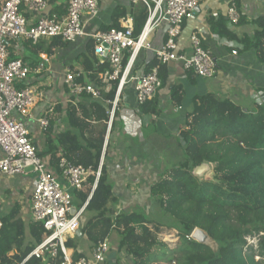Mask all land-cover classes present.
<instances>
[{
	"label": "trees",
	"instance_id": "trees-1",
	"mask_svg": "<svg viewBox=\"0 0 264 264\" xmlns=\"http://www.w3.org/2000/svg\"><path fill=\"white\" fill-rule=\"evenodd\" d=\"M128 17H133L135 36H138L147 19L146 8L140 3L137 6L132 3L129 9L117 7L112 14L113 24L102 29H121L120 20ZM209 24L214 34L239 43L238 51H254L259 63L264 65V16L250 21L242 14L240 26H255L252 36H237L231 32L226 15L210 18ZM68 45L53 39L36 46L27 42L26 48L36 57L41 54L53 57ZM94 49V41H88L86 52L78 55L76 61L87 74L88 82L101 87V99L83 97L78 102H69L66 107L55 104L49 114L51 129L43 134L42 149L38 139L35 144L38 155L55 174H61L62 159L73 166L98 170L107 132L110 109L107 103L114 99L117 83L106 84L100 78V74L110 69V64L108 60L101 64ZM157 64L155 58L147 65V72ZM169 73V66L161 67L162 88L167 86ZM170 92L172 104L182 107L184 87L172 85ZM158 95L139 106V112L159 116L162 110ZM60 120L66 123V129L56 133L53 128ZM115 128L116 125L111 139ZM178 139L183 144L185 162L167 170L150 188L151 197L174 219L168 229L177 233L176 247L172 249L170 243L159 237L164 226L145 213L113 210L121 204L109 180L106 164L111 142L96 187L93 188L96 176H91L82 190L73 193L75 207L89 200L86 214L91 216L81 229V236L96 246L109 240L116 231L118 250L130 256L133 264H264V107L257 103L252 108L243 107L230 98L213 94L196 97L193 109L180 127ZM204 163L214 166L211 180L194 174ZM2 220L0 264H14L42 241L45 231L41 224L26 223L18 205ZM197 228L217 242V251L191 239ZM77 238L67 243L74 249L75 260L83 256L75 247ZM248 239L257 240V248Z\"/></svg>",
	"mask_w": 264,
	"mask_h": 264
},
{
	"label": "built area",
	"instance_id": "built-area-1",
	"mask_svg": "<svg viewBox=\"0 0 264 264\" xmlns=\"http://www.w3.org/2000/svg\"><path fill=\"white\" fill-rule=\"evenodd\" d=\"M102 0H70L64 15L46 14V0H2L0 8V174L8 177L32 175V198L30 205L31 221L41 224L45 234L42 241L21 260L14 264H107L113 257L116 264H133L132 258L112 246L108 240L93 249L91 257L74 258L73 249L67 242L76 237L85 223L89 200L81 207L73 205V193L82 190L91 176H96L93 188L101 176L113 128L117 122L124 91L133 86L138 106L153 100L162 88L160 70L162 66L179 63L186 72L195 73L198 78L213 79L218 73V61L203 47L202 39L193 34L190 56L182 54L179 39L184 24L194 16V11L203 0H132L142 4L147 11V19L138 36L132 20L126 21L121 29L104 30L101 26ZM229 5L227 22L230 27L240 26L242 13L237 3ZM256 1V0H254ZM26 12L39 16L30 24ZM217 16V14H215ZM91 26L90 31L86 28ZM167 27L164 43L155 47L149 42L159 29ZM59 39L73 44L79 39L93 40L94 54L103 64L109 61L110 69L100 74L104 83H117L115 97L108 101L107 132L97 172L84 166H73L66 159L59 164L61 174L48 169L38 155L34 131L44 134L51 129L49 114L56 104L58 92H63L67 102H78L83 97L101 99L102 89L88 82L87 74L68 63L57 78V84L45 85V66L49 58L41 55L35 76L31 67L21 57L12 59L10 49L20 42H31L36 46L42 41ZM107 46V47H106ZM143 50H152L158 64L147 72L146 66L137 70V60ZM234 49L232 56H237ZM31 65V64H30ZM55 98L41 112H36L43 98ZM255 103L264 107V92L257 93ZM51 109V110H50ZM66 123L57 122L56 133L65 131ZM76 209L75 215L72 210ZM85 219V220H84ZM4 227L0 219V236ZM164 240V239H162ZM249 240V239H248ZM250 242V241H249Z\"/></svg>",
	"mask_w": 264,
	"mask_h": 264
},
{
	"label": "crops",
	"instance_id": "crops-1",
	"mask_svg": "<svg viewBox=\"0 0 264 264\" xmlns=\"http://www.w3.org/2000/svg\"><path fill=\"white\" fill-rule=\"evenodd\" d=\"M46 1L48 7L45 13L60 15L66 14L70 2V0ZM234 1L237 3L238 10L250 21L264 16V0ZM232 2V0H203L199 11L192 19L185 22L183 33L179 39L180 52L190 56L193 52L191 37L193 34L200 36L203 47L210 51L218 61V73L215 78L209 80L198 78L195 73L186 72L181 64H171L167 86L163 87L158 95L162 110L159 116L140 113L135 89L133 86L125 89L106 161L109 180L114 186V193L120 201L122 210L130 212L141 210L140 201L142 198H146L149 205L154 199L150 194L151 186L159 181L167 170L185 162L183 144L178 139L179 130L185 122L187 113L193 109L194 98L213 94L222 98H230L243 107L252 108L257 93L264 92V65L259 63L254 51L243 53L239 50L237 56H232L233 50H238L239 43L221 38L211 30L209 19L217 18L219 15L227 16L229 5ZM132 3V0H102L100 6L102 28L113 24L112 14L117 7L129 9ZM1 5L2 0H0V8ZM22 9L29 23H35L39 16L26 12V7ZM128 20H132L135 27L133 17L121 19V27ZM227 26L237 36L243 34L252 36L255 31L253 24L232 28L227 22ZM91 28L88 26L86 31H90ZM166 33L167 27L157 30L149 42L155 47L161 46L166 38ZM84 43L86 41L79 39L78 42L68 45L71 46V49L68 52L64 49L66 53L63 56L59 53L60 50L53 57L41 54L50 60L45 66V85L50 83H53V86L56 85L57 78H61L60 75L68 63L73 64L75 69H80V65L76 61L77 57L72 61L70 56ZM41 55L36 57L31 53L26 48L25 42L16 43L10 49L12 59L21 57L31 67L33 71L31 77L35 76L37 63L44 60ZM154 59L155 55L152 50H143L137 60V70H140L142 66L147 67ZM176 84H181L185 90V100L180 108H176L170 99L171 86ZM54 96H56V104L60 103L66 107L67 103L61 101V99L66 100L63 92H58ZM52 100L55 101V98H43L37 106L36 112H41L53 102ZM39 137L40 139L45 138L43 134L35 130L34 139L36 142ZM41 143L39 142L40 150L42 149ZM45 161L48 160L45 159ZM33 179L32 175L8 177L0 174L1 220L18 205L21 209L22 219L26 223H32L30 205ZM132 201L133 206L128 210L127 204ZM80 237L79 241L85 238ZM114 248L117 249V246ZM90 254H85V257H89ZM113 257H117L115 251L111 254L110 258L112 259L107 264H116Z\"/></svg>",
	"mask_w": 264,
	"mask_h": 264
},
{
	"label": "rangeland",
	"instance_id": "rangeland-1",
	"mask_svg": "<svg viewBox=\"0 0 264 264\" xmlns=\"http://www.w3.org/2000/svg\"><path fill=\"white\" fill-rule=\"evenodd\" d=\"M86 43H84L82 46H80L74 52V54H72L70 56L72 61L78 55H80L81 53L86 52ZM64 49H65L66 52H68L71 49V46H66L65 48H63V49H61L59 51V53H61L62 56L64 55V53H66V52H64ZM62 100H63L64 103H67L66 105L69 104V102H67L65 99H61V101ZM43 140L44 139H40V137H39V142H42ZM110 142H111V140H110ZM213 175H214V173L211 172V173L206 175L205 179L206 180H211ZM132 203H133V201L130 204L129 203L127 204V207L129 208L128 210H130V208H132V206H133ZM140 204H142L141 210H134V211H141V213H145L150 219H152V220H154L156 222H159V224L163 225L164 228H162L161 232L158 235H159V237L161 239H164L165 242L170 243L171 244V248L174 249L176 247L175 245L178 243L179 238L177 237L176 231L168 229V226L174 222L173 221L174 219L171 218L169 215H167L163 211V209L161 208V205H160V203H159V201L157 199H153V201H151V203H149V205H148V202H146V198H144V199L142 198L141 201H140ZM113 210L114 211H118V212L123 211L120 206L113 207ZM90 216H91V214H85V219L88 220V217H90ZM85 238L81 239L80 241H79L80 238H77L76 240H74L75 247L77 248L79 253L83 255V257H85V254H90V252L94 248L92 243L88 239H85ZM108 241L113 246H117V244L119 242V237H118V234H117L116 231L112 232V234H111V236H110ZM249 241H250V243H252L255 246V248H257V246H258V241L257 240H250L249 239ZM90 255H92V253ZM90 255H89V257H91ZM258 259L259 258L257 257V260Z\"/></svg>",
	"mask_w": 264,
	"mask_h": 264
},
{
	"label": "water",
	"instance_id": "water-1",
	"mask_svg": "<svg viewBox=\"0 0 264 264\" xmlns=\"http://www.w3.org/2000/svg\"><path fill=\"white\" fill-rule=\"evenodd\" d=\"M199 11V7H197L194 11V15L196 12ZM107 47V46H106ZM214 166L210 163H204L201 166L197 167L194 171V174L199 177L200 179H205L206 175L209 173H214ZM206 180V179H205ZM76 209L74 208L72 210V215H75ZM76 235L80 237L82 235L81 230H79ZM191 239L201 245H205L207 247H210L212 250L217 251L218 250V244L217 242L210 237V235L204 231L203 229L197 228L194 230V232L191 235Z\"/></svg>",
	"mask_w": 264,
	"mask_h": 264
},
{
	"label": "clouds",
	"instance_id": "clouds-1",
	"mask_svg": "<svg viewBox=\"0 0 264 264\" xmlns=\"http://www.w3.org/2000/svg\"><path fill=\"white\" fill-rule=\"evenodd\" d=\"M77 236V235H76ZM78 237V236H77ZM68 243V242H67ZM68 247V246H67ZM69 248V247H68ZM70 249H72V248H70Z\"/></svg>",
	"mask_w": 264,
	"mask_h": 264
}]
</instances>
